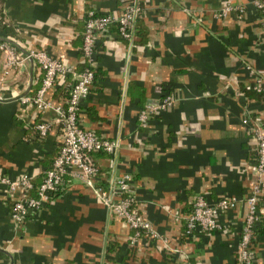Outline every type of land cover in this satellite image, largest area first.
<instances>
[{
	"label": "crops",
	"instance_id": "obj_1",
	"mask_svg": "<svg viewBox=\"0 0 264 264\" xmlns=\"http://www.w3.org/2000/svg\"><path fill=\"white\" fill-rule=\"evenodd\" d=\"M139 2L144 10L130 40L120 38L114 24L96 39L92 85L77 117L98 136L119 139L114 156L90 155L99 166L97 180L128 173L137 209L159 237L141 235L129 243L132 230L70 176L15 226L0 187V264H237L243 204L218 213L217 229L182 232L197 194L214 200L242 196L249 187L246 165L255 141L241 118L264 119L260 98L245 90L255 73L264 74V18L247 0ZM224 2L243 10L215 16ZM122 3L0 0V36L19 55L41 48L79 70L84 14L117 13ZM5 55L0 49V174L26 172L38 184L58 147V123L52 110L37 113L19 102L40 83L37 64L24 58L5 68ZM70 79L56 80L53 99L65 98ZM167 93L172 105L138 124L139 108ZM41 119L52 121L39 138L33 125ZM258 210L250 264H264V196Z\"/></svg>",
	"mask_w": 264,
	"mask_h": 264
},
{
	"label": "built area",
	"instance_id": "obj_2",
	"mask_svg": "<svg viewBox=\"0 0 264 264\" xmlns=\"http://www.w3.org/2000/svg\"><path fill=\"white\" fill-rule=\"evenodd\" d=\"M247 2L264 18V0H247ZM143 10L139 0H123L117 13L96 14L92 9L87 10L80 45V59L84 65L80 70L64 64L41 48H31L19 55L10 43L0 40V49L6 52L5 68L14 67L24 58H29L41 71L38 87L31 94L19 96V102L32 107L37 113L52 110V120L58 123L57 151L44 169L37 185L33 184L30 175L26 172L12 178L0 174V187L10 203L9 219L15 226L22 225L27 215L45 205L51 198L49 194L53 195L60 190L66 181L65 176H70L90 188L106 208L107 213L121 220L132 230L129 243H133L141 235L147 238L159 237L156 227L137 209L131 194L128 173L105 176L102 182L97 180L100 170L92 161L90 154L106 152L114 156L119 148V139L98 136L93 131L81 127L77 117L79 102L88 94L93 80L95 43L99 34L107 32L109 26L114 24L117 35L130 40L133 36L134 21ZM231 10L242 12L243 6L224 2L213 10V14L224 17ZM246 67L250 66L246 65ZM66 74H69L72 80L68 95L62 101L47 97L48 90L56 80ZM246 87L260 92V102L264 109V74L255 73ZM172 103L173 96L167 93L156 103L143 105L137 112L138 124L144 125L151 114L165 110ZM52 120L41 119L33 125L38 136L45 135ZM241 121L248 126L255 141L254 159L246 165L249 169L247 192L242 196L220 195L214 200H208L204 195L197 194L189 213L184 217V233L188 234L197 227L203 230L217 229L221 225L217 219L218 213L243 204L245 210L235 258L237 264H250L255 225L260 220L258 202L264 196V122L258 115L252 117L245 115Z\"/></svg>",
	"mask_w": 264,
	"mask_h": 264
},
{
	"label": "trees",
	"instance_id": "obj_3",
	"mask_svg": "<svg viewBox=\"0 0 264 264\" xmlns=\"http://www.w3.org/2000/svg\"><path fill=\"white\" fill-rule=\"evenodd\" d=\"M257 11V10H256ZM94 13H96V14H99L98 12H95L94 11ZM260 14V13H259ZM87 16V14H84V17H83V22H84V19H85V17ZM1 18V17H0ZM137 19V18H136ZM136 21V20H135ZM7 26L5 25V28H6ZM108 30H109V28H108ZM114 30L116 31V27L114 26ZM83 65H84V63L82 62V66H81V68L83 67ZM80 68V69H81ZM79 69V70H80ZM93 76H94V70H93ZM64 77L66 78V77H70L69 76V74H66V75H64ZM72 82V80L70 79V81H69V85H70V83ZM55 85H56V82L53 84V86L50 88V90H48V92H47V94H46V96L47 97H52L53 96V93L52 92H54V93H56L57 91H58V88L56 87V88H54L55 87ZM69 85L68 86H63V96H67L68 95V91H69ZM91 85H92V83H91ZM90 88H91V86H90ZM245 88V87H244ZM61 89V88H60ZM246 91H248V92H250V93H254L255 95H257L259 98H260V92L259 91H256V90H254L253 88H249V87H246V89H245ZM263 122H264V119H263ZM243 123V122H242ZM244 124V123H243ZM38 137V136H37ZM40 137H42V136H39V138ZM58 144H59V142H58ZM58 148V147H57ZM56 151H57V149H56ZM93 153H95V152H93ZM92 154V153H91ZM90 154V155H91ZM92 161L94 162V160L92 159ZM95 163V162H94ZM96 164V163H95ZM97 165V164H96ZM98 166V165H97ZM99 167V166H98ZM34 184H37V182H34ZM52 196V194H49V197H51ZM220 196V195H219ZM225 212H227V211H225ZM255 227H256V225H255ZM184 233V226H183V232H182V234ZM184 235V234H183Z\"/></svg>",
	"mask_w": 264,
	"mask_h": 264
},
{
	"label": "water",
	"instance_id": "obj_4",
	"mask_svg": "<svg viewBox=\"0 0 264 264\" xmlns=\"http://www.w3.org/2000/svg\"><path fill=\"white\" fill-rule=\"evenodd\" d=\"M0 40L10 41L8 38H3L0 36Z\"/></svg>",
	"mask_w": 264,
	"mask_h": 264
}]
</instances>
